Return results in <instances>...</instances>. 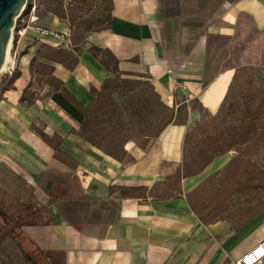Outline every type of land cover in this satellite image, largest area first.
I'll return each mask as SVG.
<instances>
[{"label": "crops", "instance_id": "obj_1", "mask_svg": "<svg viewBox=\"0 0 264 264\" xmlns=\"http://www.w3.org/2000/svg\"><path fill=\"white\" fill-rule=\"evenodd\" d=\"M42 28L66 38L26 31L12 39L15 76L0 77V160L49 210L28 230L44 264H233L264 237V212L232 227L201 222L186 200L228 163L227 152L181 177L176 195H148L180 167L197 104L217 112L241 69L264 82V0H108L106 26L73 46L65 22ZM92 49L113 58V73ZM115 75L147 83L172 111L147 144L125 142L119 159L78 135L52 99L65 91L84 108ZM40 133L59 138L57 151Z\"/></svg>", "mask_w": 264, "mask_h": 264}, {"label": "rangeland", "instance_id": "obj_2", "mask_svg": "<svg viewBox=\"0 0 264 264\" xmlns=\"http://www.w3.org/2000/svg\"><path fill=\"white\" fill-rule=\"evenodd\" d=\"M35 6L37 24L46 27L53 19L65 22L71 45L80 43L87 34L102 29L108 19V0H26ZM103 57L102 52L99 53ZM264 113V82L253 69L239 70L220 106L214 114H200L187 132L183 146L185 168H192L201 149L211 153L231 144L230 160L210 175L186 200L196 215L208 213L211 220L225 219L232 227L242 223L248 214L264 212V144H238L233 126L240 123L242 111ZM160 120L152 123L151 134L169 116L170 108L157 103L147 83L106 86L93 94L85 114L83 139L103 152L119 159L127 141L147 144L143 137L148 113ZM180 121V115L177 116ZM251 144V145H250ZM178 179L174 175L150 189L148 195H176ZM49 210L35 200L28 182L0 160V264H41L30 242V225L49 220Z\"/></svg>", "mask_w": 264, "mask_h": 264}, {"label": "trees", "instance_id": "obj_3", "mask_svg": "<svg viewBox=\"0 0 264 264\" xmlns=\"http://www.w3.org/2000/svg\"><path fill=\"white\" fill-rule=\"evenodd\" d=\"M92 50H93L92 56L98 61V63L100 65L106 67V69H109L113 73L115 71V67H116L113 58L107 52H104L103 53V55L105 56V61H104V60L97 57V52H99V50H95V49H92ZM106 61H107V64H105ZM110 66H111V68H110ZM235 75L233 77V80L235 78ZM14 76L15 75L13 74L9 80L11 81L14 78ZM233 80H232V82H233ZM118 83L137 84V83H145V82L119 80L118 77L115 75L113 79L106 80L101 85V89L105 88L106 86H111V85L116 86V85H118ZM229 87H228V90H229ZM90 91L93 92V90H91V89H90ZM156 98H157V103L159 105H161L162 107H164V104L159 101L157 95H156ZM52 99L58 105H60V107H62L72 118H74L78 122L79 129L76 131V133L78 135H80L79 131L81 129H83V127H84L85 114L88 110V106H86L84 108L79 106L65 91L56 92V93L52 94ZM196 106H197V110H198L199 114L207 113L199 104H197ZM239 117H240V123L237 124L236 126H233V128H232L236 131V133L234 135V140L238 144L252 143L254 141H256V145L257 144L258 145L264 144V113L261 111V109H258L257 111H253V112L242 111L239 114ZM170 119H171V116L164 119L159 124V126L155 130L152 131L151 134H146V132L148 130H150L149 126L152 123H157L160 120V118L157 117L156 113H153V112L148 113L146 120H145L147 125L144 127L143 133H142L143 137H145V139L149 138V140L156 137L159 134V132L163 129V127L170 121ZM40 135H41L42 139L44 141H47V142H49L52 139H55V141L53 143H51V145H52L53 149L55 151H57L59 141H60L59 138H57L54 135H52L51 137H47L43 133H40ZM186 138H187V133L184 135L183 146L185 144ZM86 141L90 142L87 139H86ZM182 149H183V147H182ZM230 149H231V144H228L224 148V150L219 151L217 154L211 153V150L206 149V148L201 149L198 152L199 158H197L195 160V164L193 165L192 168H185V163L182 159L180 167H178L175 170L173 176L176 175L177 179L179 180L183 176H186L189 174H194V173L198 172L202 168V166L205 165L212 157H214L218 154H222V153H224ZM144 190H145V188H141L142 192H144ZM189 206H190V209L196 214L195 209L191 205H189ZM256 213L257 212H253L251 214H248L244 220H248L249 218L254 216ZM197 217L201 222H208L211 220L209 218L208 213L200 214ZM37 256L41 260L39 255H37ZM41 264H44L43 261Z\"/></svg>", "mask_w": 264, "mask_h": 264}, {"label": "built area", "instance_id": "obj_4", "mask_svg": "<svg viewBox=\"0 0 264 264\" xmlns=\"http://www.w3.org/2000/svg\"><path fill=\"white\" fill-rule=\"evenodd\" d=\"M38 17L35 12L34 4L27 3L21 12L14 19L13 28L11 32V38L9 46L6 50L4 62L0 69V77L10 78L17 65V53L12 49L11 42L12 39L16 37H21L26 31L33 32L35 34L49 35L52 37L66 38L62 34L55 32H50L43 29L37 24ZM264 258V237L261 238L256 244L251 248L241 254L237 259L233 261V264H257Z\"/></svg>", "mask_w": 264, "mask_h": 264}, {"label": "water", "instance_id": "obj_5", "mask_svg": "<svg viewBox=\"0 0 264 264\" xmlns=\"http://www.w3.org/2000/svg\"><path fill=\"white\" fill-rule=\"evenodd\" d=\"M25 4L26 0H0V69L10 43L14 19Z\"/></svg>", "mask_w": 264, "mask_h": 264}]
</instances>
